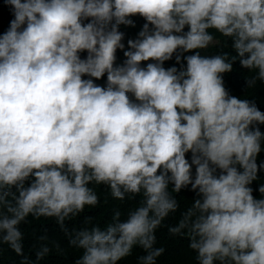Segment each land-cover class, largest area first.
Returning a JSON list of instances; mask_svg holds the SVG:
<instances>
[{
	"label": "clouds",
	"instance_id": "1",
	"mask_svg": "<svg viewBox=\"0 0 264 264\" xmlns=\"http://www.w3.org/2000/svg\"><path fill=\"white\" fill-rule=\"evenodd\" d=\"M5 4L0 242L21 264L51 250L40 235L35 259L24 254L29 217L54 219L80 252L74 264H119L134 247L137 264H157V229L185 188L191 204L166 227L187 237L196 264H264V182L258 195L251 186L264 171V112L231 95L222 75L239 60L248 89L264 83V0ZM137 15L145 23L126 47L120 26ZM217 34L230 51L204 54ZM93 185L135 203L103 225L86 217L69 229L100 202Z\"/></svg>",
	"mask_w": 264,
	"mask_h": 264
},
{
	"label": "trees",
	"instance_id": "2",
	"mask_svg": "<svg viewBox=\"0 0 264 264\" xmlns=\"http://www.w3.org/2000/svg\"><path fill=\"white\" fill-rule=\"evenodd\" d=\"M13 18L10 11V6L5 4V0H0V34H2L9 26V21ZM135 26H120V30L125 33L124 43L127 47V40L134 39L136 34L145 23L143 17L139 15L132 17ZM218 43L210 46L204 50V54H215L220 51H230V40L221 37L217 34ZM203 54V53H202ZM118 60H122L123 51H117ZM175 59L166 61L165 67L173 65ZM178 66V65H177ZM248 70L243 68L239 60L233 64L231 72L224 73V86L231 95L239 98L248 99L253 101L256 106L264 112V83L257 82V84L248 89L246 83V75ZM103 83V79L97 81ZM260 129L264 132V125H260ZM189 154H186V156ZM264 159V151L259 154L258 162ZM260 179L254 181L251 185L254 189V195H258L255 191L260 182H264V171L258 173ZM190 187V186H189ZM94 190L97 192L100 202L95 206H86L83 213L78 217L73 218L69 222V229L72 226H83L86 222V217H91L92 223H99L101 225L107 223L115 209H119L122 213L134 205V201L117 200L111 196L110 191L104 185H93ZM179 207L175 212L170 213L160 228L157 229V247H164V253L157 258V264H196L195 254L188 248V239L185 236H172L168 233L166 225H174L178 222L181 212H183L191 204L195 193L190 191L189 188L182 189L180 193L176 194ZM21 230L24 233V254L31 259H35V246H38V237L40 235H47L50 252L41 260L39 264H74L75 260L79 257V250L73 248L68 244V237L51 218H28L26 223L21 225ZM58 246V247H57ZM143 254V250L134 247L132 253L123 258L119 264H137V257ZM0 264H21V257L16 254L7 244L0 242Z\"/></svg>",
	"mask_w": 264,
	"mask_h": 264
}]
</instances>
